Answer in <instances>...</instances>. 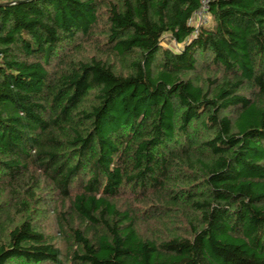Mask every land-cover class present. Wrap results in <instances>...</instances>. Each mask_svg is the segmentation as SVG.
Here are the masks:
<instances>
[{
	"label": "trees",
	"instance_id": "obj_1",
	"mask_svg": "<svg viewBox=\"0 0 264 264\" xmlns=\"http://www.w3.org/2000/svg\"><path fill=\"white\" fill-rule=\"evenodd\" d=\"M202 1L0 5V264H264V0Z\"/></svg>",
	"mask_w": 264,
	"mask_h": 264
},
{
	"label": "rangeland",
	"instance_id": "obj_2",
	"mask_svg": "<svg viewBox=\"0 0 264 264\" xmlns=\"http://www.w3.org/2000/svg\"><path fill=\"white\" fill-rule=\"evenodd\" d=\"M8 1V0H6ZM190 23H192L193 25H199L201 23L203 24H211V21L209 20V17L207 14H205V12L199 11L198 13H195V15L192 17ZM160 44L163 47H170V48H179V45L175 43L174 40H172L170 38V36L168 34H165L162 36L161 40H160ZM88 47V52H91L93 49V46H87ZM50 210H40L42 215L40 218H38V224H40L41 228L46 232V233H52L54 238H55V242L56 244H58V246L62 249L64 247V242L63 240L57 238L56 236V228L54 226V219H53V215L52 212ZM151 226V225H150ZM152 227V226H151ZM143 231H145L143 229Z\"/></svg>",
	"mask_w": 264,
	"mask_h": 264
},
{
	"label": "water",
	"instance_id": "obj_3",
	"mask_svg": "<svg viewBox=\"0 0 264 264\" xmlns=\"http://www.w3.org/2000/svg\"><path fill=\"white\" fill-rule=\"evenodd\" d=\"M18 0H10V1H0V5H3V4H9V3H13V2H17Z\"/></svg>",
	"mask_w": 264,
	"mask_h": 264
},
{
	"label": "built area",
	"instance_id": "obj_4",
	"mask_svg": "<svg viewBox=\"0 0 264 264\" xmlns=\"http://www.w3.org/2000/svg\"><path fill=\"white\" fill-rule=\"evenodd\" d=\"M206 8V4H205V0L202 1V7L200 8V10H198L196 13H198L199 11L204 12L203 10Z\"/></svg>",
	"mask_w": 264,
	"mask_h": 264
},
{
	"label": "crops",
	"instance_id": "obj_5",
	"mask_svg": "<svg viewBox=\"0 0 264 264\" xmlns=\"http://www.w3.org/2000/svg\"><path fill=\"white\" fill-rule=\"evenodd\" d=\"M0 1L2 2V1H6V0H0Z\"/></svg>",
	"mask_w": 264,
	"mask_h": 264
}]
</instances>
